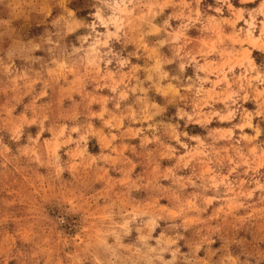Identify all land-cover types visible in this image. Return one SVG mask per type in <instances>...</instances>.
<instances>
[{"label":"clouds","instance_id":"obj_1","mask_svg":"<svg viewBox=\"0 0 264 264\" xmlns=\"http://www.w3.org/2000/svg\"><path fill=\"white\" fill-rule=\"evenodd\" d=\"M0 264H264V0H0Z\"/></svg>","mask_w":264,"mask_h":264},{"label":"rangeland","instance_id":"obj_2","mask_svg":"<svg viewBox=\"0 0 264 264\" xmlns=\"http://www.w3.org/2000/svg\"><path fill=\"white\" fill-rule=\"evenodd\" d=\"M54 211V210H53Z\"/></svg>","mask_w":264,"mask_h":264}]
</instances>
